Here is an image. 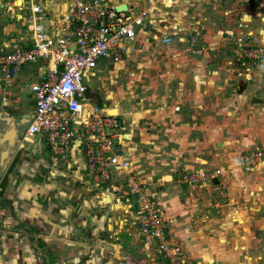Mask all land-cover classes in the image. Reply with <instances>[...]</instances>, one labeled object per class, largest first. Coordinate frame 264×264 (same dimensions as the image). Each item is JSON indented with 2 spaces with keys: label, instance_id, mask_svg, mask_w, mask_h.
Masks as SVG:
<instances>
[{
  "label": "crops",
  "instance_id": "1",
  "mask_svg": "<svg viewBox=\"0 0 264 264\" xmlns=\"http://www.w3.org/2000/svg\"><path fill=\"white\" fill-rule=\"evenodd\" d=\"M16 1L0 0V50L4 52L29 47L32 6L44 10L46 28L57 35L72 6L86 0H20V5ZM109 1L142 15L145 25L135 27V39L124 43L126 52L119 61L107 57L86 73L87 95L93 99L91 83L111 68L119 71L126 63L142 68L135 72L140 74L136 79L145 78L146 85L130 87L128 106H100L108 112L116 109L122 122L119 142L123 158L131 163L129 180L145 183L146 193L158 202L168 236L194 264H222L215 260L220 250L231 255L242 252L216 242L222 227L205 202L209 191L222 190L225 183L232 196L239 184L228 180L258 174L260 169V164L244 165L246 151L240 154V149L252 150L264 143V61L235 69L232 50L240 31L250 34V43L264 46V0ZM200 46L203 52L197 49ZM46 67L44 61L30 63L2 82L1 102L21 104V94L29 92ZM223 90L224 141L210 147L217 154H195L196 149L187 144L202 137L199 128L217 125L213 114H217L218 95ZM143 95L144 103L137 99ZM218 134L210 129L205 138L217 141ZM141 139L176 143L178 154H171L176 150L169 146L163 156L171 168L182 170L179 173L200 169L221 174L201 186L176 183L169 174L158 190L152 177L147 183L132 161L144 155L136 148ZM20 145L26 149L18 151L0 173V264H154L155 258L160 260L156 249L137 234L129 172L116 171L96 187L79 140L70 158L60 165L50 162L42 141L22 140Z\"/></svg>",
  "mask_w": 264,
  "mask_h": 264
},
{
  "label": "built area",
  "instance_id": "2",
  "mask_svg": "<svg viewBox=\"0 0 264 264\" xmlns=\"http://www.w3.org/2000/svg\"><path fill=\"white\" fill-rule=\"evenodd\" d=\"M44 19V10L32 6L27 25L31 33L29 47L0 50V86L30 63L47 64L40 80L29 87L35 107L23 141H42L50 162L60 165L73 153L78 131L79 145L96 187L110 180L116 171L129 172L126 176L135 198L137 234L143 242L156 249L164 264H194L186 260L181 245L168 236L157 202L147 196L144 186L129 180L131 163L123 158L119 142L122 122L87 95L86 73L107 57L119 61L126 52L124 43L135 39V27L145 25L143 16L128 8L117 10L109 0H86L72 6L70 17L57 35L49 32ZM243 26L240 24V28ZM249 38L250 34L242 31L236 37L243 45L237 51L241 66L264 61V46L249 43ZM242 163L263 164L264 144L245 152ZM220 174L219 170L184 171L179 173V182L201 186L215 181Z\"/></svg>",
  "mask_w": 264,
  "mask_h": 264
},
{
  "label": "rangeland",
  "instance_id": "3",
  "mask_svg": "<svg viewBox=\"0 0 264 264\" xmlns=\"http://www.w3.org/2000/svg\"><path fill=\"white\" fill-rule=\"evenodd\" d=\"M236 45L237 46L232 50V55L235 57L234 59L236 61L234 66L235 69H242L243 66H239L240 62L237 61V51H240L241 48H243V45H240L239 43ZM197 49L200 52H203L204 50L202 46ZM124 65L125 66H122L119 71H114L113 68L107 70V75L101 76L100 78L96 79V81L91 83L90 92L93 99H95V101L93 99H91V101L93 100L92 102L96 106H104L107 108L112 105L119 106L121 103H127L126 105L128 106L131 100L129 94L130 87L135 85H138L139 87L146 85L145 78L136 79L137 76H140V74L139 72H135L141 71L142 68H138L137 66L133 67V65L130 63H126ZM237 72L238 70L236 73ZM222 92V96L221 94L218 95L219 104L217 105V114L215 111L213 114V116H216L217 118V125H215L213 128H209V125L208 127L206 126L199 128L202 137L200 136V139H197L196 142H193L192 144H187L189 148L196 149L195 154H217L218 150L210 151V147H212V144L216 147L218 146L217 142H220L221 140L224 141V134H226L224 131H226L227 127L224 126L225 121L220 120V116L222 114L224 116L226 110H224L220 103L225 99L226 92L225 90ZM20 97L21 111H34V101L32 100L29 92L22 93ZM137 99L144 103L146 101V96L143 95ZM204 113L205 110L203 111V115ZM206 113L209 115V111H206ZM210 129H216L219 133L217 141H209L210 137L207 136V138H205V132L207 131L209 133ZM74 136L76 141L79 140L78 131L75 132ZM139 136L140 138H146L144 135ZM142 141L144 140L141 139L137 142L136 148L138 154L144 155L142 157L139 155V158H136L135 160L132 159V161H135V164L138 168L137 170L139 171L138 173L141 175V177L146 180L147 183H150L149 179L152 177L151 181H153L158 190L162 189L164 185V179L166 175L169 174H172L173 180H175L176 183H180L179 171L182 170H175L171 168V162L163 156V154H168L166 153L165 147L168 148L169 146H172L176 150V152L171 154H178V145L176 143L165 144L161 140L155 141L154 143L146 142V139L144 142ZM263 144L259 143L257 144V147H261ZM225 148L227 147L225 146ZM25 149V145H20L18 151H23ZM207 149L208 151L205 152ZM247 150L251 149H240V154H243L245 151L247 152ZM18 151L17 153H19ZM183 154H189V152L185 151ZM259 166L260 169L258 174L251 173L248 174V177L240 175L238 177H232V179L228 180L230 184H239L237 185L238 187L236 189L232 190V196L228 190L227 184L225 183V187L222 188V190L214 189L213 191H209L208 196L206 197V208L212 214L211 216L219 217L220 226L222 227L220 228L219 237L217 238L216 242L221 247L229 245L233 246L236 251L242 252L241 254L238 253L231 255L225 254L222 250H220V252H217L218 254L215 255L217 257L215 260L221 261L222 264H225L226 262L233 264H264V221L260 220L262 217H264V204L261 206V203L264 202V163L260 164ZM135 177L140 181L139 175H136ZM138 183H140L142 186L145 184L144 182ZM241 183L243 188L240 185ZM147 196L149 195L147 194ZM149 197L152 198L151 196ZM152 199L157 202L154 198ZM184 254L186 260L193 263L191 257L185 252ZM160 260L155 258L153 262L154 264H164L163 259Z\"/></svg>",
  "mask_w": 264,
  "mask_h": 264
},
{
  "label": "water",
  "instance_id": "4",
  "mask_svg": "<svg viewBox=\"0 0 264 264\" xmlns=\"http://www.w3.org/2000/svg\"><path fill=\"white\" fill-rule=\"evenodd\" d=\"M126 6H117V10H125ZM27 118L26 125L22 130H18L15 126H12L10 130L0 134V173H3L8 167L9 163L17 153L19 146L23 140L24 133L27 126L33 118V114H25ZM11 120V119H10Z\"/></svg>",
  "mask_w": 264,
  "mask_h": 264
},
{
  "label": "flooded vegetation",
  "instance_id": "5",
  "mask_svg": "<svg viewBox=\"0 0 264 264\" xmlns=\"http://www.w3.org/2000/svg\"><path fill=\"white\" fill-rule=\"evenodd\" d=\"M25 114L32 115L33 111H21V104L13 105L8 101H0V134L10 130L12 126L22 130L27 121V118L24 117Z\"/></svg>",
  "mask_w": 264,
  "mask_h": 264
},
{
  "label": "bare ground",
  "instance_id": "6",
  "mask_svg": "<svg viewBox=\"0 0 264 264\" xmlns=\"http://www.w3.org/2000/svg\"><path fill=\"white\" fill-rule=\"evenodd\" d=\"M15 3H16V5H20L22 2H21L20 0H17ZM116 112H117L116 109L113 110L112 112L109 111V113H110V114H113V115H116V114H117Z\"/></svg>",
  "mask_w": 264,
  "mask_h": 264
}]
</instances>
